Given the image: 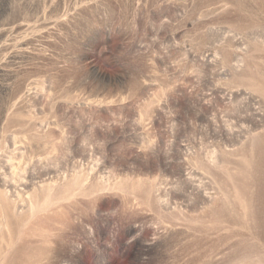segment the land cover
Here are the masks:
<instances>
[{"label": "rangeland", "instance_id": "rangeland-1", "mask_svg": "<svg viewBox=\"0 0 264 264\" xmlns=\"http://www.w3.org/2000/svg\"><path fill=\"white\" fill-rule=\"evenodd\" d=\"M0 264H264V0H0Z\"/></svg>", "mask_w": 264, "mask_h": 264}, {"label": "bare ground", "instance_id": "bare-ground-1", "mask_svg": "<svg viewBox=\"0 0 264 264\" xmlns=\"http://www.w3.org/2000/svg\"><path fill=\"white\" fill-rule=\"evenodd\" d=\"M102 76H104V75H102ZM104 78V77H103Z\"/></svg>", "mask_w": 264, "mask_h": 264}]
</instances>
